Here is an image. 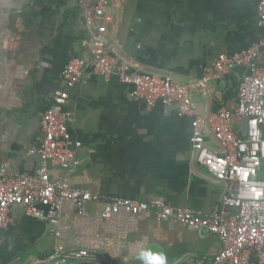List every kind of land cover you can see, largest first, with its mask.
Listing matches in <instances>:
<instances>
[{
    "label": "crops",
    "instance_id": "1",
    "mask_svg": "<svg viewBox=\"0 0 264 264\" xmlns=\"http://www.w3.org/2000/svg\"><path fill=\"white\" fill-rule=\"evenodd\" d=\"M258 0H118L106 6L112 22L104 41L131 74L201 81L223 55L242 52L264 37L258 25ZM95 0H0V164L8 174L24 175L36 185L42 118L51 95L62 86L72 59L90 60ZM264 66V51L259 58ZM242 77L231 73L192 91L206 122L215 104L233 109ZM133 87L115 76L104 80L87 71L69 91L66 109L79 165L50 167L51 179L66 178L78 190L96 196L78 210L64 202L60 222L27 216L13 206L10 223L0 232V264H42L55 248L83 250L93 258L69 264H151L161 252L167 264L208 263L220 250L218 239L153 213L120 211L101 217L104 199L164 203L201 216L221 209L226 184L196 163L191 117L158 103L147 109L131 99ZM239 138L243 122L234 120ZM206 145L224 149L205 125ZM264 138V126L262 128ZM259 179L264 181V159ZM40 212H45L39 208ZM58 234V235H56ZM145 252L143 258L141 253ZM256 264V261H253Z\"/></svg>",
    "mask_w": 264,
    "mask_h": 264
},
{
    "label": "built area",
    "instance_id": "2",
    "mask_svg": "<svg viewBox=\"0 0 264 264\" xmlns=\"http://www.w3.org/2000/svg\"><path fill=\"white\" fill-rule=\"evenodd\" d=\"M118 0H95L91 18L92 45L90 60L72 59L62 73V86L48 101L42 118V139L33 151L39 158L36 185L27 176L8 174L7 165L0 164V232L10 223L13 206L23 208L27 216L58 225L60 209L64 202H72L78 210L87 203L98 200L96 196L73 188L66 178L51 179L49 168L71 169L79 165L77 151L81 143L73 141L69 126L74 122L71 111L66 109L69 91L87 71L108 80L115 76L123 84L133 87L131 99L143 102L147 109L158 103L174 107L179 117H191L192 148L196 163L209 175L226 184L221 209L212 216H201L186 209L166 205L148 204L123 198L104 199L101 217L110 220L120 211L138 215L153 213L158 220H174L198 232L215 236L220 250L208 262L197 264H264V181L259 179L264 159V66L259 58L264 51V37L250 48L230 56H220L205 71L201 81L182 83L169 77L150 74H131L126 62L117 59L104 41L106 24L112 18L105 13L106 6ZM258 25L264 27V0L257 4ZM243 68L233 109L219 108L205 122L192 101V91L212 81L221 80ZM244 123L246 135L239 138L233 121ZM224 149L217 153L206 145L205 125ZM245 173L247 174L245 177ZM44 209L40 212L38 209ZM58 235V234H56ZM93 258L83 250L66 251L55 248L53 255L42 264H69Z\"/></svg>",
    "mask_w": 264,
    "mask_h": 264
},
{
    "label": "clouds",
    "instance_id": "3",
    "mask_svg": "<svg viewBox=\"0 0 264 264\" xmlns=\"http://www.w3.org/2000/svg\"><path fill=\"white\" fill-rule=\"evenodd\" d=\"M246 173H245V177H246ZM151 256H152V260H151V264H167V258L166 256L161 253V252H150ZM145 252H142L141 258H143Z\"/></svg>",
    "mask_w": 264,
    "mask_h": 264
},
{
    "label": "trees",
    "instance_id": "4",
    "mask_svg": "<svg viewBox=\"0 0 264 264\" xmlns=\"http://www.w3.org/2000/svg\"><path fill=\"white\" fill-rule=\"evenodd\" d=\"M234 72H237L241 77H243L245 75V70L243 68H237L234 70ZM234 72H232V73H234ZM236 97H237V91H236ZM220 107L221 106L216 103L214 106V111H217Z\"/></svg>",
    "mask_w": 264,
    "mask_h": 264
}]
</instances>
